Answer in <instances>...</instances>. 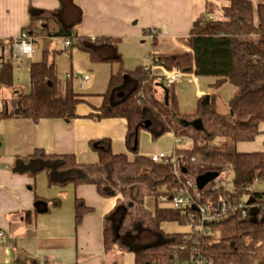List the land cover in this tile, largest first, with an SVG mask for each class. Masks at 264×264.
Wrapping results in <instances>:
<instances>
[{
	"label": "trees",
	"instance_id": "trees-1",
	"mask_svg": "<svg viewBox=\"0 0 264 264\" xmlns=\"http://www.w3.org/2000/svg\"><path fill=\"white\" fill-rule=\"evenodd\" d=\"M58 1L56 10L37 9L30 4L31 22L24 32L34 39L69 41V49L88 52L93 62L121 63L114 39L79 36L81 8L74 0ZM205 1L206 13L193 21L184 40L186 49L154 54L152 60L169 71L179 69L198 77H213L215 87L226 83L237 87L239 93L229 101L228 113L218 111V96L210 94L198 97L192 114H183L174 85L168 86L166 100L165 92L156 84L158 79L150 76L149 66L130 71L121 67L110 77L102 106L89 118L125 119V145L132 159L128 154L114 153L111 142L101 140L91 143L99 157L93 165H80L75 156L36 150L31 156L18 157L13 166L16 173L47 171L51 183L94 185L102 197L116 198V206L105 218L103 248L106 253H132L134 264H191L198 255L206 264H264V193L253 190L257 182L264 181V151L237 150L240 143L254 142L264 123V0H257L256 5L253 0ZM214 1H223L220 18L214 16ZM106 47H113L114 55H102ZM48 53L42 61L31 64L29 93L16 95L10 102L12 109L0 113V121L22 118L34 123L55 119L70 122L79 118L81 95L75 91L73 78H59ZM0 59V91H15L12 54L1 41ZM194 122L201 128L194 127ZM144 130L153 140L167 133L174 135L173 154L181 165L179 173L171 164L155 163L139 155ZM183 141L189 146L183 147ZM208 172L218 173V177L199 190L194 178ZM182 190L188 191L191 203L175 208L172 200ZM145 196L153 199L152 226L135 219L124 204ZM221 200L231 207L226 213ZM239 205L243 209L233 210ZM199 207L206 208L209 220L202 218ZM90 211L77 200L76 224ZM164 224H176L189 232L167 233Z\"/></svg>",
	"mask_w": 264,
	"mask_h": 264
},
{
	"label": "crops",
	"instance_id": "crops-1",
	"mask_svg": "<svg viewBox=\"0 0 264 264\" xmlns=\"http://www.w3.org/2000/svg\"><path fill=\"white\" fill-rule=\"evenodd\" d=\"M74 1L83 12L82 22L77 28L81 37L112 38L117 44L128 41L141 48L147 42L153 46L161 42L160 51L148 53L146 58L141 55L138 67L151 66L154 54H172L165 48L172 46L185 50L184 40L197 17L194 0ZM253 1L256 5L257 0ZM30 4L42 10H56L60 6L58 0H0L1 42L20 37L30 25ZM149 30H155L156 34L149 35ZM39 38L46 40L35 38V48ZM35 57L34 53L32 59L19 57L13 60L16 90L0 91V113L12 109L10 102L16 95L29 93L30 66ZM113 73L114 67L108 75L109 80ZM67 75L66 78L72 77ZM78 76L81 79L80 90L84 85L91 84L92 79L88 75ZM185 76L186 80L177 82L174 87L187 81L193 82L190 74ZM85 77L89 79L86 83ZM162 83L156 81L158 88L164 91ZM105 93L80 94L81 103L77 106L79 118L70 122L55 119L34 123L22 118L0 121V231L7 235V240L0 243V264H118L103 248L105 218L116 206V198L102 197L94 185L51 183L47 171L37 174L13 171L18 157L31 156L36 150L55 156H75L80 165L96 164L99 157L91 143L101 140H109L114 153H125L132 159L125 145V119L95 121L89 118L102 106ZM203 95L210 94L198 96ZM259 129L261 134L254 142L238 144L239 152L264 151V123ZM150 139L147 131L141 132L139 155L150 158L158 153L173 154L176 144L173 134L167 133L158 145L149 144ZM77 200H82L91 209L78 225ZM162 227L167 233L189 232V229L176 224H164Z\"/></svg>",
	"mask_w": 264,
	"mask_h": 264
},
{
	"label": "rangeland",
	"instance_id": "rangeland-1",
	"mask_svg": "<svg viewBox=\"0 0 264 264\" xmlns=\"http://www.w3.org/2000/svg\"><path fill=\"white\" fill-rule=\"evenodd\" d=\"M195 2V15L198 17L206 13V1L205 0H194ZM216 3L215 18L222 16L221 6L223 1ZM37 46L34 50L36 57L33 62L42 61V57L45 50H49V60H54L56 64L57 74L62 80H66L67 74H71L74 81V88L80 94L86 93H105L109 83V73L114 67V72L117 73L122 67L123 69L134 70L140 63L141 55L148 56V53L158 52L161 48V42L155 46L150 43H146L142 48L135 43L124 41L122 44H117V50L122 55L121 63L119 61H112L107 63L92 62L88 52L80 49H69L64 47V40L59 38H52L46 40L39 38L37 39ZM166 52L177 53L180 52V48L170 47L165 48ZM71 51V52H70ZM102 55L111 56L114 55L113 47H106L102 50ZM40 55V57H39ZM138 60V62H136ZM78 75H88L92 80L90 85H84L83 89L80 90L81 79ZM197 78V82L183 83L175 87L176 94L178 97L179 109L183 114H192L195 111L197 99L199 94H216L218 96V111L220 113L229 112V101L239 93V89L232 84L226 83L221 87H215L214 84L216 79L213 77L202 76ZM185 78H187L185 76ZM184 77L180 78L178 82L186 80ZM188 80V79H187ZM191 80V75H190ZM162 85L168 88L166 82ZM200 129V128H199ZM166 135V134H165ZM153 140L152 137L149 140V144L158 145L162 138ZM169 143V140H166ZM183 147H188L189 142L183 141ZM197 177L194 178L196 183ZM142 188V187H141ZM253 190L259 193H264V181L257 182L253 186ZM143 201V202H142ZM124 204H127L131 208L132 215L135 219L144 222L147 226H152L153 218V199L145 196L143 200L138 198L135 201L126 200ZM128 207V208H129ZM113 256V261L118 264H134V255L130 252H121L119 250L108 253ZM106 264V262L104 263Z\"/></svg>",
	"mask_w": 264,
	"mask_h": 264
},
{
	"label": "built area",
	"instance_id": "built-area-1",
	"mask_svg": "<svg viewBox=\"0 0 264 264\" xmlns=\"http://www.w3.org/2000/svg\"><path fill=\"white\" fill-rule=\"evenodd\" d=\"M149 35L154 36L156 34L155 30H149ZM4 46L6 47V51L11 52L12 59H17L19 57H25L32 59L34 57V49H35V41L34 38L27 32H23L20 37L15 39H7L3 41ZM66 48L70 46V42H65ZM2 63V59H0V65ZM150 76L157 78L161 82H166L168 86L176 84L180 78L186 75V73L182 72L179 69H173V70H167L163 66L152 64L149 66ZM191 79L194 83L197 82V78L195 77L194 73H191ZM88 77L84 78V83L88 82ZM150 160L155 163H164V164H171L173 166L174 172L179 173L180 172V166L178 164L177 158L174 154L169 155L166 153H158L150 156ZM190 186L191 184L188 183ZM227 186V184H225ZM180 194H177L174 196L172 200V205L175 208H183L186 207L191 203L189 195H186L188 192L187 190L180 191ZM162 201H166L167 198L161 197ZM221 205L223 208V212H227V210L231 207L226 205V202L221 200ZM244 206L239 205L237 207H232L233 210H239L243 209ZM199 212L204 220H209L210 217L208 216V212L206 208L199 207ZM244 214V213H243ZM7 240V235L0 231V243H3ZM191 264H206L203 260L202 256L198 255L192 260Z\"/></svg>",
	"mask_w": 264,
	"mask_h": 264
},
{
	"label": "water",
	"instance_id": "water-1",
	"mask_svg": "<svg viewBox=\"0 0 264 264\" xmlns=\"http://www.w3.org/2000/svg\"><path fill=\"white\" fill-rule=\"evenodd\" d=\"M165 94H166V100H167V97H168V90L166 87L162 86ZM123 93H121L119 96L120 97H123ZM150 124L148 123L147 126H149ZM194 127L196 128H201V125L199 122H194L193 123ZM218 177V173H215V172H208L206 174H203L199 177H197V180H196V186L199 190H202L204 189L209 183L213 182L214 180H216Z\"/></svg>",
	"mask_w": 264,
	"mask_h": 264
}]
</instances>
